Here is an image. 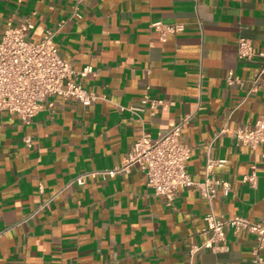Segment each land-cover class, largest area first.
Wrapping results in <instances>:
<instances>
[{
    "label": "crops",
    "instance_id": "obj_1",
    "mask_svg": "<svg viewBox=\"0 0 264 264\" xmlns=\"http://www.w3.org/2000/svg\"><path fill=\"white\" fill-rule=\"evenodd\" d=\"M25 21L33 41L53 30L75 71L92 67L77 78L97 98L48 97L28 124L0 111V264H190L209 207L264 219V143L230 133L264 118V0H0V37ZM156 21L178 30L161 39ZM239 37L251 58H238ZM143 97L161 103L141 109ZM183 119L186 171L228 187L210 206L194 187L167 205L137 167L72 181L119 166L142 133L155 139ZM224 245L193 261L253 264V234L227 231Z\"/></svg>",
    "mask_w": 264,
    "mask_h": 264
},
{
    "label": "built area",
    "instance_id": "obj_2",
    "mask_svg": "<svg viewBox=\"0 0 264 264\" xmlns=\"http://www.w3.org/2000/svg\"><path fill=\"white\" fill-rule=\"evenodd\" d=\"M76 16L80 17V14L76 13ZM31 28L32 24L25 21L18 27L4 30L0 37V111L14 114L23 124H28L48 97L73 98L85 106L93 102L97 96L86 89L77 78L92 72V67L85 66L75 71L71 63L59 55L53 30H46L39 40L33 41L27 36V31ZM151 28L159 32L161 39L178 30L160 21L153 22ZM236 52L240 59L251 58L255 54L251 42L244 37L237 39ZM231 77L232 75L228 76V82L232 81ZM160 103L159 100L143 97L139 108L147 107L153 112ZM184 123V119L172 123L165 133L155 139L142 133L133 142L119 166L98 172H86L72 181L82 185L89 175L100 173L107 177L137 167L144 176L146 187L155 195L161 196L167 205L173 202L179 190L194 187L210 206L217 186L222 184L225 194L228 187L208 175L202 181L194 182L188 174L186 162L190 156V148L180 138ZM230 133L236 142L254 149L264 143V118L239 126ZM24 141L27 146H31L30 138L26 137ZM224 162L208 159L207 168L214 163L221 165ZM203 220L202 234H208V238L201 245L190 246V264H196L193 256L201 247L212 251L224 248L226 232L240 230L255 236L252 263L264 264L261 255L264 247V219L253 221L242 215L223 217L215 214L209 207Z\"/></svg>",
    "mask_w": 264,
    "mask_h": 264
}]
</instances>
